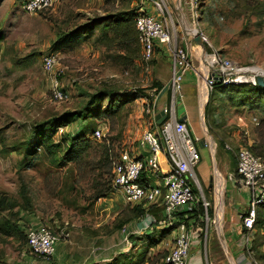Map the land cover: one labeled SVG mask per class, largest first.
Instances as JSON below:
<instances>
[{
  "label": "rangeland",
  "instance_id": "rangeland-1",
  "mask_svg": "<svg viewBox=\"0 0 264 264\" xmlns=\"http://www.w3.org/2000/svg\"><path fill=\"white\" fill-rule=\"evenodd\" d=\"M128 1L131 0H59L47 11L28 15L21 9V0H0V198L6 199L5 207H0V221H9L13 231L21 224L25 228L43 225L59 236L52 261L36 259L28 252L36 262L56 261L63 247L62 264H74V253L80 258L78 264L87 257L111 264L124 245L118 240L125 235L122 231L131 234V230L124 229L127 225L116 231L119 222L131 211L120 195L111 192L107 199L93 200L94 189L105 188L112 178L110 164L96 169V151L106 145L112 159L124 150L136 148L145 118L141 100L114 102L111 108L110 99L102 97L92 107L94 111L87 123L92 129L104 127V137L96 140L88 133L92 147L86 149L77 163L61 164L42 156V150L37 149L35 157L39 159L33 166L21 167L25 143L30 141L37 124L82 109L92 95L109 93L126 97L128 93L147 90L140 98H149L153 93V89L149 90L152 75H145L141 69V53L133 65L123 64L124 52L117 45L98 42L99 28L64 49L53 50L59 34L78 27L82 33L94 17L115 14L122 6L133 9L135 1ZM186 1L170 0L168 6L179 39L189 32L186 25L190 29L197 26L210 50L243 65L264 67V0H195V11L190 10ZM209 10L213 16L210 21ZM50 53L57 55V69L63 71L59 82L67 99L60 103L51 101V77L41 69V58ZM192 59L197 64V59ZM210 94L201 102L203 109ZM212 106L218 123L205 118L207 129L201 124L205 145L221 144L235 153L254 140L264 141L259 110L234 107L222 98L216 99ZM194 123L199 127V118ZM77 126L74 123L64 128L63 134H71ZM63 134L58 132L54 142ZM201 151L202 158L210 161L209 150ZM62 233L68 238L62 237ZM11 234L13 238L0 234V264H23L28 250L27 246L24 248L25 239L22 233ZM138 242L131 249L133 263L143 258V264H152L167 252L157 241ZM95 246L101 249L93 257L90 251ZM143 246H149L148 251ZM143 250L144 256L140 257ZM250 261L246 257L243 264Z\"/></svg>",
  "mask_w": 264,
  "mask_h": 264
},
{
  "label": "built area",
  "instance_id": "built-area-1",
  "mask_svg": "<svg viewBox=\"0 0 264 264\" xmlns=\"http://www.w3.org/2000/svg\"><path fill=\"white\" fill-rule=\"evenodd\" d=\"M54 1L23 0L21 9L24 13L33 15L51 9ZM186 2L190 10L195 11V0ZM169 3L170 0H135L134 3V27L141 47L142 71L151 76V63L157 49H160L170 57L171 74L161 91L153 89L149 98H139L144 107L142 112L146 129L142 131L135 149L124 150L110 159L111 187L130 207H162L163 220L158 224V229L173 228L175 231L172 246L166 252L163 262L187 264L191 246L203 232L193 219H189V215L201 205L204 210L201 220L206 226L209 223L207 211L211 203L199 189L195 175V168L200 161L197 148L199 139L193 137L187 122L179 121L175 114L184 76L188 72L195 73L202 102L218 81L225 87L258 86L257 79L264 78V67L234 62L212 49L207 53L205 46L209 45L208 41L197 26L191 32H199L204 45L203 51L200 47L191 45L194 33L187 32L182 36L183 40L179 39L169 15ZM193 21L196 22L195 18ZM192 58L197 59V64ZM57 67L56 54L50 53L41 58L42 71L51 77V101L60 103L67 99V95L59 82L63 71ZM167 93L168 102L161 105L162 95ZM161 111L166 118L158 125L155 116ZM63 131L64 128L58 129L60 134ZM102 137L104 127L98 126L92 138L100 140ZM225 149L232 152L228 146ZM236 184L249 195L248 208L240 216L246 255L251 259L250 264H259L251 257L249 244L259 210L264 218V158L255 156L249 146H240L236 152ZM135 224V233L142 235L151 230L155 219L152 214L146 213ZM122 233L127 235L125 230ZM61 235L68 238L66 234ZM25 236L27 249L34 258L52 261L59 241L57 234L38 225L29 226Z\"/></svg>",
  "mask_w": 264,
  "mask_h": 264
},
{
  "label": "trees",
  "instance_id": "trees-1",
  "mask_svg": "<svg viewBox=\"0 0 264 264\" xmlns=\"http://www.w3.org/2000/svg\"><path fill=\"white\" fill-rule=\"evenodd\" d=\"M132 1L133 0L128 1V3H132ZM122 7L123 8L118 9L115 14H105L103 17H94L90 19V21L85 25L86 31L82 33H80L78 27L66 31L63 34H59L57 41L53 45V50L56 51L58 49H64L68 44L76 42L80 38H86V36L91 34L94 29L99 28V35L97 37L98 42L100 41L104 44V42L107 41L105 44L107 46L109 44L115 46L117 45L124 52V55L121 58L122 63L125 65H133L134 61L139 58V54L141 52V47L138 43L137 34L134 27L136 11L134 9H126L124 6ZM209 11V18H207L208 21H210L213 17L212 11ZM205 50L207 53L211 51L207 46H205ZM151 64L153 66L154 60ZM162 87L163 86H160L156 81L152 80V85L149 90L156 89L157 91H161ZM61 89L63 92H65L62 87ZM146 93L147 90H140V92L134 94L128 93V97L108 95L109 93L92 95L89 97L88 102L86 103V105H84V107H82V109L76 110L74 112H64L59 116L51 117L47 121L37 124V126L35 127V132H32L33 134L30 141L25 143V147L23 149L24 156L21 162V167L28 168L30 166H33L34 162L39 159V157H35L37 149L42 150V156L50 157L52 158V160H58L61 164L77 163L83 158L86 149L92 147V143L87 139V134L90 133V135L92 136L94 130L98 127L96 126L94 129H92L87 123L88 118H90L91 114H93L94 111L92 107L96 103H99L102 97L104 99L107 97L110 99L111 105L109 106H111L112 108L113 105H115L114 102L117 103L122 101V104L126 102L129 103L134 100L136 101V99H139L140 97H144V94ZM219 98L226 99L234 107L247 106L249 109L257 111L259 110L262 114V118L260 120L262 123H264V88L258 86L252 87L247 85L225 87L220 83H216L214 85L213 91L209 96V102L204 109L205 118H211L213 123L216 125L218 123V119L213 116L215 107H213L212 105L214 101ZM74 123H77L78 126L71 134L62 133L63 135L59 138V140L54 142L53 137L58 134L59 128H66ZM100 149L96 151L98 156L96 169H100L101 166L110 164V149L106 145H102ZM237 150L235 151V153H233L235 155V158ZM249 150L255 156L264 158V141L254 140L253 143L249 146ZM58 153H60V156H58ZM111 192H113V190L110 180V183L105 188L94 189L93 200L97 202L100 199H107L110 197ZM26 202H28L27 199ZM4 205H6V199L5 197H1L0 207H3ZM146 213L153 215L155 224L152 226V230L156 231L158 229V224L163 220L162 207H160L159 205H149L147 207L137 205L131 207L129 215L124 220L119 222L118 229L116 231H119V229L132 221H138ZM203 216L204 210L201 205H198L189 215V219H193L197 223L198 227L202 228L205 225L204 221L201 220ZM263 219L264 218L262 215L260 217L257 216L254 225L255 235L250 245L251 257L259 264L264 263ZM10 227L11 226L9 221H5L3 223L0 221V234H3L5 237H10L13 236L11 232H14L15 234L22 233V237L26 242L25 231L28 227L25 228V225L21 224V227H16V230L14 231ZM166 229V231L171 232L173 228ZM163 230H165V228ZM150 235L152 234L144 233L142 235L143 237H135L134 235H129L128 239L133 242L138 239H145L149 241ZM24 244L26 246V243ZM149 246H144L143 249L148 251ZM145 250H143L142 253L140 252V254H142L140 255V257L144 256ZM27 252L29 251L27 250ZM165 254L163 253L161 255L160 261L157 260L152 264H165L163 262ZM142 259L143 258H141L140 262L133 263L131 257H125L123 258V262L119 263L117 262L119 260V257H116V261L111 264H143L144 259Z\"/></svg>",
  "mask_w": 264,
  "mask_h": 264
},
{
  "label": "crops",
  "instance_id": "crops-1",
  "mask_svg": "<svg viewBox=\"0 0 264 264\" xmlns=\"http://www.w3.org/2000/svg\"><path fill=\"white\" fill-rule=\"evenodd\" d=\"M57 2H59V0H55L54 5ZM177 6H175V8ZM180 39H182V37H180ZM184 41L186 42L187 40ZM182 42L183 41H181V43ZM170 67V57L160 51V49H157L154 64L153 66L151 65V75L153 80L160 86H164L169 80L171 74ZM161 99V105L167 103L169 94L162 95ZM175 114L178 120L183 118L186 119L185 121L193 137L202 140L203 128L201 124H203L206 129L207 124L201 98L199 96L197 77L193 72H188L184 76L181 98L178 99L176 103ZM196 118L200 120V128L194 123ZM144 128H146L145 121L143 122L141 131H143ZM201 140H199L197 144V147L199 146L200 161L196 166L197 171H195V175L198 180L199 189L202 191L204 197L210 201L211 207L207 211L209 223L202 228L199 227L203 232L192 244L187 264H243L247 255L243 229L240 224V216L245 213L248 208L249 195L247 191L241 189L236 184V158L233 152L227 151L221 144L218 145L216 143L212 145L209 143L205 145L203 140ZM202 148H207L209 150L211 154L210 161L207 162L206 159H203ZM121 200L124 202L122 197ZM261 215L259 210L258 217ZM135 222L136 221H132L126 224L127 226L124 228L131 230V234L129 235H140L135 233V228L137 227ZM163 229L164 228H159L155 231L151 228V230L146 233L152 234L149 236L152 242L157 241L158 244H163L166 247V251H168L172 246L175 231L172 230L168 232L166 228L165 230ZM129 235H123V238L122 235H120V239L122 240L118 239L120 243L124 244L121 250L116 253L119 257V263L123 262V258L131 257L132 247H136L137 243H139L138 241H142V239L135 240L134 242L130 241L128 239ZM254 235L255 230L253 231V238ZM143 241H145V239ZM250 245L251 242L249 247ZM24 248L26 249V246H24ZM143 248L144 246L142 249ZM100 249L101 247L98 246H95V248L93 247L90 251L91 256L94 257L96 255L95 252H98ZM25 253L27 259L24 260L25 262L23 264H47L46 262H36L35 259L30 257L31 255L28 254L27 250H25ZM64 257L65 254L62 247L59 258L50 264H62ZM79 260L80 258L77 253H74L72 262L78 264L76 261ZM89 262H91V264L103 263H99L100 261L96 260L94 261V258L87 257L86 260L80 264H89Z\"/></svg>",
  "mask_w": 264,
  "mask_h": 264
},
{
  "label": "water",
  "instance_id": "water-1",
  "mask_svg": "<svg viewBox=\"0 0 264 264\" xmlns=\"http://www.w3.org/2000/svg\"><path fill=\"white\" fill-rule=\"evenodd\" d=\"M187 30L190 32V33H194L192 35V40H191V45L193 47H200V49L203 51L204 50V45L200 39V35H199V32L197 30H194L193 32H191V29L190 28H187ZM217 84H219V81L217 82ZM257 85L258 87H261V88H264V78H258L257 79ZM166 89H164L165 91ZM163 91V92H164ZM166 116L165 114L161 111L159 114H157L155 116V121L158 125H160L161 123H163V121L165 120ZM186 119L183 118V119H180L179 121L183 122L185 121Z\"/></svg>",
  "mask_w": 264,
  "mask_h": 264
},
{
  "label": "bare ground",
  "instance_id": "bare-ground-1",
  "mask_svg": "<svg viewBox=\"0 0 264 264\" xmlns=\"http://www.w3.org/2000/svg\"><path fill=\"white\" fill-rule=\"evenodd\" d=\"M186 27H188V26L186 25Z\"/></svg>",
  "mask_w": 264,
  "mask_h": 264
}]
</instances>
